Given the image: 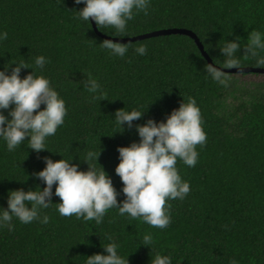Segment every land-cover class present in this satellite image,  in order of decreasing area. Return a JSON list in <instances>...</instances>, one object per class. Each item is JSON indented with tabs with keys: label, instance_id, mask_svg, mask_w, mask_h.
Listing matches in <instances>:
<instances>
[{
	"label": "trees",
	"instance_id": "1",
	"mask_svg": "<svg viewBox=\"0 0 264 264\" xmlns=\"http://www.w3.org/2000/svg\"><path fill=\"white\" fill-rule=\"evenodd\" d=\"M83 7L74 0H0V31L9 34L0 43V70L45 56L48 63L36 75L51 81L68 109L65 123L46 140L49 151L37 153L25 141L9 152L0 141V207L7 208L9 191L44 187L34 173L45 167V157L73 158L71 163L86 171L82 160L90 150L100 151L95 166L120 192L117 148L140 139L135 127L124 125L120 131L114 118L121 109L144 111L133 121L143 125L148 119L164 121L182 101L194 98L207 142L197 146L194 167L177 163L191 191L184 200L168 201L172 222L166 229L121 217L117 209L109 210L100 224L63 217L53 205L41 211L49 217L47 224H22L14 218L13 231L0 229V264H86L87 256L104 254L103 246L113 240L128 264H150L152 249L142 244L148 233L153 254L171 256L172 264H264V83L250 88L238 82L239 76L261 74L226 72L229 86L223 87L208 78L203 71L208 61L195 40L183 34L123 43L128 46L124 57L109 55L91 18L89 23L77 18ZM97 29L121 39L189 30L212 63L223 67L218 47L226 40L240 37L243 47L252 30L264 32V0H151L148 14H136L124 35L114 28ZM140 45L147 46L146 55L136 54ZM243 54L241 48V67L264 69L255 57ZM11 67L15 65L6 74ZM31 71L22 69L21 78ZM89 75L101 85L96 93L83 86ZM117 199H125L122 192ZM52 202L61 201L54 195Z\"/></svg>",
	"mask_w": 264,
	"mask_h": 264
},
{
	"label": "clouds",
	"instance_id": "2",
	"mask_svg": "<svg viewBox=\"0 0 264 264\" xmlns=\"http://www.w3.org/2000/svg\"><path fill=\"white\" fill-rule=\"evenodd\" d=\"M75 4L84 7L77 12V18L89 23L95 22L99 28H114L117 35L127 32L128 21L135 15L149 12L151 0H74ZM7 31H0V43L8 39ZM101 47L109 55L124 57L128 46L105 39ZM225 58L217 63H206L203 71L212 81L229 86L226 69H240L241 59L237 55L241 48L244 56L256 58L258 66H264V32L252 30L247 38V44L242 47L240 37L226 42L218 47ZM147 46L135 48L136 54H147ZM48 59L37 56L34 64L24 60L5 64L0 70V141H3L9 152H14L25 141L28 147L39 153L48 150L46 140L55 136L59 127L65 123L68 109L63 98L44 75H36L42 71ZM11 65L10 74L8 70ZM22 69H32L21 78ZM83 86L91 93L100 90V83L91 75L82 81ZM41 105H44L41 108ZM14 106V107H11ZM8 110V115L4 114ZM144 111L118 110L115 121L123 131V126L135 127L139 142L129 146L118 147L119 163L115 173L122 181L120 192L113 186L111 177L100 166L97 168L96 151H88L83 162L88 165L86 171L79 170V164L71 163L73 158L53 161L44 158L45 167L34 173L36 179L43 182L44 187L25 191L22 188L9 191L7 208L0 207V229L14 230L12 223L16 218L22 224L33 221L47 224L49 217L41 216V211L55 206L63 217L75 216L84 221L103 222L105 215L111 209H117L121 217L139 219L150 227L166 229L172 222L170 200H184L191 191L190 183L182 179L177 168L178 161L188 167L197 164L199 153L197 146L203 147L207 142V134L203 129L200 108L196 100L189 99L162 122L148 119L143 125H133V121L142 118ZM10 117V118H9ZM27 138V140H26ZM49 151V150H48ZM99 165V164H98ZM28 178V177H27ZM53 186H55L53 192ZM38 189V190H37ZM123 193L125 199L118 202L117 197ZM60 198L59 203H53L52 197ZM167 205V206H166ZM111 240V237H108ZM154 239L151 233L143 236V245L150 246L152 258L150 264H172L169 255L154 253ZM119 245L113 240L103 246L104 254L87 256L86 264H128L127 257L118 252ZM231 264H237L235 260Z\"/></svg>",
	"mask_w": 264,
	"mask_h": 264
},
{
	"label": "water",
	"instance_id": "3",
	"mask_svg": "<svg viewBox=\"0 0 264 264\" xmlns=\"http://www.w3.org/2000/svg\"><path fill=\"white\" fill-rule=\"evenodd\" d=\"M92 21V20H91ZM93 27L95 29V31L102 36L105 39H111L114 42H120V43H127V42H132V41H138V40H142L145 38H149V37H153V36H159V35H169V34H183V35H188L190 37H192L195 42L197 43L199 49L201 50L203 56L206 58V60L208 61V63H212V60L210 59V57L208 56V54L205 52L203 45L200 43L199 39L197 38V36L189 31V30H185V29H168V30H161V31H156V32H152V33H148L145 35H141V36H136V37H132V38H112V37H107L105 35H102L98 29L97 26L95 24L94 21H92ZM227 73H235V74H241V73H260V74H264V69L263 68H252V67H240V69H226L225 70Z\"/></svg>",
	"mask_w": 264,
	"mask_h": 264
},
{
	"label": "rangeland",
	"instance_id": "4",
	"mask_svg": "<svg viewBox=\"0 0 264 264\" xmlns=\"http://www.w3.org/2000/svg\"><path fill=\"white\" fill-rule=\"evenodd\" d=\"M239 83L246 84L253 88L257 84L264 83V75H247V76H239Z\"/></svg>",
	"mask_w": 264,
	"mask_h": 264
}]
</instances>
